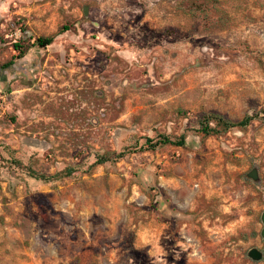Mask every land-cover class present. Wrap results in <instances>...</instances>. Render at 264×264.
I'll return each instance as SVG.
<instances>
[{
    "label": "rangeland",
    "instance_id": "obj_1",
    "mask_svg": "<svg viewBox=\"0 0 264 264\" xmlns=\"http://www.w3.org/2000/svg\"><path fill=\"white\" fill-rule=\"evenodd\" d=\"M263 211L264 0H0V264H264Z\"/></svg>",
    "mask_w": 264,
    "mask_h": 264
},
{
    "label": "trees",
    "instance_id": "obj_2",
    "mask_svg": "<svg viewBox=\"0 0 264 264\" xmlns=\"http://www.w3.org/2000/svg\"><path fill=\"white\" fill-rule=\"evenodd\" d=\"M65 28L68 29V27ZM55 37L56 35L39 36L38 38H36V40L32 45L47 46L53 43ZM14 46L20 52L19 53L20 56H23L25 53L24 47L18 42H16ZM12 63H13L12 61H9L6 63V66H10V64ZM257 117H258L257 114H247L240 120H232L219 112H207L204 113L199 119L198 130L205 136L217 135L224 133L235 127H246L249 124H251V122ZM187 143H188L187 135L185 133H182L180 135L160 133L156 137H149V136L145 137V143L141 148H145L146 150H155L160 146H164L168 144L176 145V146H186ZM129 151L130 149H124L122 151L106 152L97 157L94 165L117 161L123 158ZM17 163L20 166H24L23 163H21V161H17ZM27 170L33 177L41 178L45 180L57 179L64 176H75L81 172V170L78 167H72V166H67L60 172L53 175L39 173L36 170L32 169L31 167H27ZM249 175L251 177H256L257 170L253 169L249 173Z\"/></svg>",
    "mask_w": 264,
    "mask_h": 264
},
{
    "label": "water",
    "instance_id": "obj_3",
    "mask_svg": "<svg viewBox=\"0 0 264 264\" xmlns=\"http://www.w3.org/2000/svg\"><path fill=\"white\" fill-rule=\"evenodd\" d=\"M85 12H87V8H85ZM261 220L263 223V228L261 229V235L264 237V211L261 214ZM248 256H250L255 261H259V260L263 259L264 251L262 249H260L259 247L254 246V247L249 249Z\"/></svg>",
    "mask_w": 264,
    "mask_h": 264
}]
</instances>
